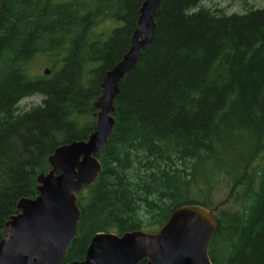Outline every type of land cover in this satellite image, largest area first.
Returning <instances> with one entry per match:
<instances>
[{"label":"trees","instance_id":"trees-1","mask_svg":"<svg viewBox=\"0 0 264 264\" xmlns=\"http://www.w3.org/2000/svg\"><path fill=\"white\" fill-rule=\"evenodd\" d=\"M201 1L164 0L155 13L154 41L120 82L102 170L78 195L65 262L83 259L96 232L155 231L198 203L218 205L212 264H264V7L226 14ZM141 2L1 0L0 240L54 148L93 130L101 78L127 50ZM104 21L115 26L103 36ZM38 54L52 60L49 77L29 75ZM34 94L40 103L20 111ZM222 181L229 193L214 204Z\"/></svg>","mask_w":264,"mask_h":264},{"label":"water","instance_id":"water-1","mask_svg":"<svg viewBox=\"0 0 264 264\" xmlns=\"http://www.w3.org/2000/svg\"><path fill=\"white\" fill-rule=\"evenodd\" d=\"M163 1L142 0L127 50L101 78L100 94L93 102V130L85 139L57 145L48 156L50 168L36 177L37 194L18 199L4 223L0 264H212L208 247L218 205L198 203L175 207L155 231L96 232L83 259L64 260L76 234L78 195L102 170L97 154L107 149L113 133L120 82L154 41V15Z\"/></svg>","mask_w":264,"mask_h":264},{"label":"rangeland","instance_id":"rangeland-1","mask_svg":"<svg viewBox=\"0 0 264 264\" xmlns=\"http://www.w3.org/2000/svg\"><path fill=\"white\" fill-rule=\"evenodd\" d=\"M200 5L212 9L219 10L223 13H242L250 8L264 7V0H202ZM115 26V22L104 21L102 22L98 30L103 32V36L108 34L110 28ZM46 56L38 54L29 64V75L33 78L36 77H49L52 74V60L44 58ZM57 67V65H56ZM48 69L47 74H43V70ZM42 97L39 94L30 95L22 98L17 107L20 111L28 110L32 106L40 103ZM87 119V118H86ZM229 193V189L224 181L218 183L212 192L211 199L214 204L220 203L224 200Z\"/></svg>","mask_w":264,"mask_h":264}]
</instances>
